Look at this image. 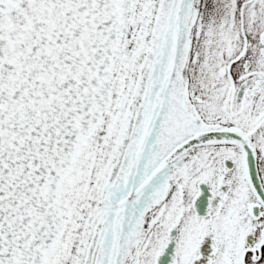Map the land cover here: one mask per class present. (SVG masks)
<instances>
[{
  "label": "snow or ice",
  "instance_id": "6c2138e0",
  "mask_svg": "<svg viewBox=\"0 0 264 264\" xmlns=\"http://www.w3.org/2000/svg\"><path fill=\"white\" fill-rule=\"evenodd\" d=\"M0 264H264V0H0Z\"/></svg>",
  "mask_w": 264,
  "mask_h": 264
}]
</instances>
